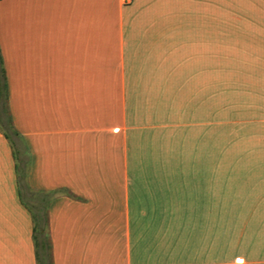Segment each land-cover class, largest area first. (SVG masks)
<instances>
[{"label": "crops", "instance_id": "obj_1", "mask_svg": "<svg viewBox=\"0 0 264 264\" xmlns=\"http://www.w3.org/2000/svg\"><path fill=\"white\" fill-rule=\"evenodd\" d=\"M214 1L186 4L191 26L198 23L205 31L184 36L189 42L177 54H189V62L201 68L250 61L249 70L264 76V0ZM98 5V0H0L8 110L30 157L26 183L33 192L63 190L79 199L57 195L48 202L52 264H135L130 233L145 214L146 189L168 204L169 225L183 213L185 230L191 219L199 221L200 237L214 236L211 257L223 238L224 261L245 263L241 254L226 255L219 215L210 223V147L205 149L210 129L196 154L192 151L207 107L173 139L167 133L141 137L131 132L138 127L131 126L127 114L115 118L117 45L98 35ZM163 49V43L145 42L146 65ZM152 110L155 121H162L159 108ZM238 134L243 131L234 137ZM263 135L235 142L237 157H248V168L235 172L254 170L256 184H264ZM32 234L31 215L19 202L12 150L0 131V264H36Z\"/></svg>", "mask_w": 264, "mask_h": 264}, {"label": "rangeland", "instance_id": "obj_2", "mask_svg": "<svg viewBox=\"0 0 264 264\" xmlns=\"http://www.w3.org/2000/svg\"><path fill=\"white\" fill-rule=\"evenodd\" d=\"M98 2V35L112 39L117 45L115 118L117 113L127 114L131 126L138 127L131 132H139L141 137H152L155 133L162 137L167 133L173 139L179 132L185 134L190 125L196 123L192 120L196 112L204 115L205 110L201 111V108L207 107L192 151L196 154L203 136L210 129L211 139L205 148L207 152L210 147V223L219 215L227 241V256L241 254L245 257L243 264H264V184H256L254 170L235 172L240 166L243 170L248 168V157L244 160L235 154V142L249 135L264 134V76L250 71V61L247 60H238V66L232 63L224 67L201 68L196 67L195 62H189V54H177L189 42L183 39L184 36L192 31H205L198 23L191 26L192 17L186 11L187 3L197 4L202 0ZM207 2L216 4L214 0ZM231 13L237 19L240 17ZM147 14L149 17L145 20ZM145 42L165 46L153 64L146 65L147 54L142 51ZM170 53L175 57L167 59ZM225 56L232 58L230 53ZM222 73L225 75L220 77ZM258 77L261 85L256 83ZM154 107L163 113L162 121H155L152 117L156 112L152 110ZM5 113L3 104L0 118L5 120ZM240 131L243 134L234 137ZM13 140L17 149L22 151L21 142ZM194 160L193 155L191 171ZM201 162L202 159V168ZM252 166L255 168L256 164ZM219 168L226 171L218 173ZM23 194L26 204L32 209L38 208L42 214L48 202L57 195L79 200L64 191H56L45 198L37 192L24 190ZM146 195L145 214L130 233L129 255L135 264H242L233 258L224 261L223 238L211 257L214 236L211 234L206 238L204 233L200 237L199 221L190 219L192 225L185 230L186 216L182 213L181 218L175 217L173 224L169 225L168 204L164 205V200L154 197L147 189ZM239 207L246 217L235 216V211L241 212ZM45 233L48 234L47 229Z\"/></svg>", "mask_w": 264, "mask_h": 264}, {"label": "trees", "instance_id": "obj_3", "mask_svg": "<svg viewBox=\"0 0 264 264\" xmlns=\"http://www.w3.org/2000/svg\"><path fill=\"white\" fill-rule=\"evenodd\" d=\"M3 104H5L6 117L5 120L3 118H0V131L9 143L15 161V175L17 180L19 202L29 212L32 218V239L35 249L36 264H52L50 240L49 236L45 233V229H47L48 227L47 209H45V212L42 214V212L38 208H30L26 204L25 197L23 194L24 190L29 193H33L26 183L30 157L28 147L23 137L14 129L11 116L9 114L8 85L0 53V111L3 108ZM13 138L18 139L21 142L22 151L17 149ZM37 193L43 194L44 198L45 196H49L52 194L48 193L47 195H45V193L43 192ZM68 195L70 194L68 193Z\"/></svg>", "mask_w": 264, "mask_h": 264}]
</instances>
